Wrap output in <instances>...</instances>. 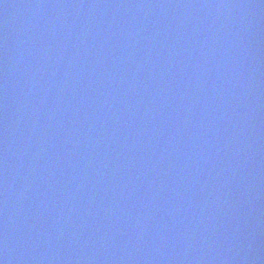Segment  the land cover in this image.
Listing matches in <instances>:
<instances>
[{
  "label": "water",
  "instance_id": "95a60500",
  "mask_svg": "<svg viewBox=\"0 0 264 264\" xmlns=\"http://www.w3.org/2000/svg\"><path fill=\"white\" fill-rule=\"evenodd\" d=\"M0 264H264V0H0Z\"/></svg>",
  "mask_w": 264,
  "mask_h": 264
}]
</instances>
